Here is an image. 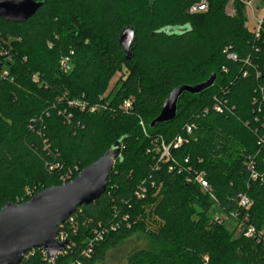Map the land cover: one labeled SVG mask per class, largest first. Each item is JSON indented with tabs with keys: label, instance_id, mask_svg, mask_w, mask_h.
I'll return each instance as SVG.
<instances>
[{
	"label": "trees",
	"instance_id": "16d2710c",
	"mask_svg": "<svg viewBox=\"0 0 264 264\" xmlns=\"http://www.w3.org/2000/svg\"><path fill=\"white\" fill-rule=\"evenodd\" d=\"M201 1L44 0L23 24L0 19L8 51L0 55V210L62 185L77 168L75 179L121 147L106 192L60 228L69 234L63 254L37 249L21 264H96L136 234L150 248L128 264H264V19L256 38L239 0L232 17L229 0H207L206 12L191 14ZM126 28L136 30L131 60L119 43ZM123 67L129 75L109 92ZM213 74L212 88L180 98L173 122L151 128L175 88ZM126 100L129 111L120 108ZM178 137L183 145L163 163L155 148ZM240 195L251 200L249 210L239 207ZM217 209L248 217L263 237H234L213 217ZM97 230L104 237L93 242Z\"/></svg>",
	"mask_w": 264,
	"mask_h": 264
},
{
	"label": "water",
	"instance_id": "95a60500",
	"mask_svg": "<svg viewBox=\"0 0 264 264\" xmlns=\"http://www.w3.org/2000/svg\"><path fill=\"white\" fill-rule=\"evenodd\" d=\"M44 0H0V19L23 24L31 19ZM131 60L136 44V30L126 28L119 40ZM217 76L213 74L198 85H181L165 99L161 112L151 128L168 124L177 118L178 102L188 93L202 94L212 88ZM117 143L102 157L82 170L74 180L50 187L26 203H8L0 210V264H21L34 250L43 249L50 258L62 253L69 241H58L60 227L82 206L96 202L106 192L108 180L120 157Z\"/></svg>",
	"mask_w": 264,
	"mask_h": 264
},
{
	"label": "built area",
	"instance_id": "2783aa9c",
	"mask_svg": "<svg viewBox=\"0 0 264 264\" xmlns=\"http://www.w3.org/2000/svg\"><path fill=\"white\" fill-rule=\"evenodd\" d=\"M239 2L242 3L245 7L251 6V4H252V0H239ZM233 4H234V0H229V3L227 4L226 10H225L226 14L228 16H231V17L235 15V9H234V5ZM207 10H208L207 0H203L200 3H197V4L192 6L190 8V13L191 14L203 13V12H206ZM263 19H264V13L262 15V18L260 20H257L256 29L254 31H252L254 33V35L256 36V38H259V36H260ZM0 43H3V39H1V38H0ZM227 51H228V49H227ZM7 54H8V51L6 49H4L3 46H0V55L7 56ZM228 57H229V59H231L233 61H236V59H237V57L234 54H229ZM67 62H68L67 59L63 60V65L64 66L67 65ZM68 105L70 107H79L81 110H85L87 108V106L84 103L73 102V101L68 102ZM120 108L122 110H124V111L131 110L132 109L131 100L124 101L122 103V105L120 106ZM215 110L218 111V112H221L222 108L219 105H217L215 107ZM97 111H98V107L97 106H93V107L89 108V112L90 113H95ZM193 130H194V125H188L186 127V134L188 136L191 135L193 133ZM184 141H185L184 138L178 137L177 139H175L169 145H166L165 143L162 142L160 146L155 148L156 153L160 154V161H162L163 163H166L169 160H171L172 159L171 158V148H174V149L179 148L181 145H183ZM185 164H188V160H185ZM247 165H248V168L250 169V171L252 173V177H251L252 180H256L257 178L261 177V175L259 173H257V171L255 170V163H254L253 159H249ZM76 172H78L77 168L75 170H73V171L72 170L69 171L65 176H63V178L61 179L62 184H66V183L71 182L72 180H74V179H72V176H74V174H76ZM195 181L204 190H207V191L210 190L209 185H208L207 181L205 180L203 174H197L196 178H195ZM137 195L140 196L139 193ZM251 206H252L251 200L245 195H240L239 207L241 209L249 210L251 208ZM227 217H228V219H233L234 218L237 221V228L239 229V233L241 235H243V236H245L247 238H262L263 237V233L262 232H258L254 226L249 225L248 217H244L243 219L239 220L238 219V215L234 214V213L231 214V215H227ZM215 220L218 223H223L220 218H217ZM65 224H69L70 226H73L74 219L69 218L67 220V222L64 223L62 226H64ZM103 237H104V230H97V231H95L93 242L102 241ZM57 240L61 241V242H64L66 240L69 241L68 232L67 231H62V232L59 231V235L57 236ZM63 252L60 253L58 256L63 254ZM46 255L48 256L47 253H46ZM54 258H56V257H54Z\"/></svg>",
	"mask_w": 264,
	"mask_h": 264
},
{
	"label": "rangeland",
	"instance_id": "374dc122",
	"mask_svg": "<svg viewBox=\"0 0 264 264\" xmlns=\"http://www.w3.org/2000/svg\"><path fill=\"white\" fill-rule=\"evenodd\" d=\"M263 13H264V4L259 0H252L251 6L248 7L244 6L246 26L250 31H254L256 29L257 20H260L262 18ZM61 64L63 65V61L61 62ZM63 67L64 70L67 69L69 70L70 64L65 66L63 65ZM128 75L129 72L127 68L123 67V71L121 73L118 72L116 76L112 79L109 92L115 88L119 78L125 80ZM116 89H118V86L116 87ZM26 195L28 198L32 196L31 192H29L28 190L26 191ZM32 198L33 197H31V199ZM213 217L215 219L220 218L223 222V225L229 229V231L234 235V237L240 236L239 229L237 228V221L234 218L228 219L227 215L221 213L218 209L216 210L215 213H213ZM150 243H151L150 240L144 234H136L132 238L126 240L124 243L119 245L117 248L110 250L107 253L106 259L96 264H128V260L133 254L142 250L149 249Z\"/></svg>",
	"mask_w": 264,
	"mask_h": 264
}]
</instances>
